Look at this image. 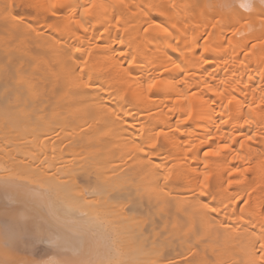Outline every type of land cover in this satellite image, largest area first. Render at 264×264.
Wrapping results in <instances>:
<instances>
[{
	"label": "bare ground",
	"instance_id": "6f19581e",
	"mask_svg": "<svg viewBox=\"0 0 264 264\" xmlns=\"http://www.w3.org/2000/svg\"><path fill=\"white\" fill-rule=\"evenodd\" d=\"M38 243L264 264V0H0V264Z\"/></svg>",
	"mask_w": 264,
	"mask_h": 264
},
{
	"label": "rangeland",
	"instance_id": "374dc122",
	"mask_svg": "<svg viewBox=\"0 0 264 264\" xmlns=\"http://www.w3.org/2000/svg\"><path fill=\"white\" fill-rule=\"evenodd\" d=\"M15 3V2H14ZM22 9L23 7L20 5L19 6V9ZM20 9V10H21ZM39 245L37 246L38 248H37V252H36V254H35V257H27V253H29V252H27V253H22V254H18L17 255V258H16V260H19V259H22V258H24L25 259V262H26V264H31V262H34L35 260H37V259H39L38 257L40 256V255H43L42 253L45 251V245L43 244V243H38ZM47 246V245H46ZM48 247V246H47ZM45 253V252H44Z\"/></svg>",
	"mask_w": 264,
	"mask_h": 264
}]
</instances>
